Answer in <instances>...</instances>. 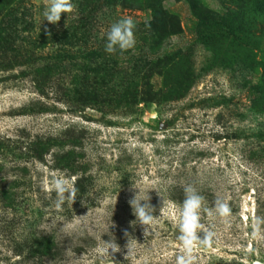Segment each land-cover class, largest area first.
Wrapping results in <instances>:
<instances>
[{"label":"rangeland","instance_id":"rangeland-1","mask_svg":"<svg viewBox=\"0 0 264 264\" xmlns=\"http://www.w3.org/2000/svg\"><path fill=\"white\" fill-rule=\"evenodd\" d=\"M47 2L0 0V38L19 46L0 47V264H174L177 227L156 190L172 201L177 183H194L207 207L221 197L231 209L196 249L198 264L264 259V233L251 237L252 219L264 220V0H119L96 10L71 0L56 24L43 21ZM126 16L135 46L106 53L109 26ZM63 32L75 35V61L63 64L65 81L43 86L37 74L56 47L45 38ZM55 175L80 180L60 208L41 188ZM133 183L151 190L147 233L132 223ZM125 231L136 240L129 256ZM44 235L57 244L52 257L30 253ZM109 239L119 252H108Z\"/></svg>","mask_w":264,"mask_h":264},{"label":"clouds","instance_id":"clouds-1","mask_svg":"<svg viewBox=\"0 0 264 264\" xmlns=\"http://www.w3.org/2000/svg\"><path fill=\"white\" fill-rule=\"evenodd\" d=\"M73 3L71 0H48L44 6L41 15L43 21L56 24L61 19L62 13H70L73 10ZM136 27L135 20L130 17H121L113 22L106 34L104 51L113 54L117 51L124 52L132 49L135 46L136 40L134 29ZM133 187L139 191L129 200L132 213L135 220L132 222L133 226L136 224L142 225L147 233L148 228L154 223L156 215H154L155 208L150 202V191L145 195V190L137 187L133 183ZM43 191H54L55 207L60 208L66 201L74 202L77 197V189L72 184L71 179L65 175H55L49 179H44L41 183ZM156 190V189H152ZM163 198V207L160 212L167 211L172 215L176 227L177 235L175 243L177 245L178 254L175 256L174 264H198L196 249L198 247H208L216 237V221L227 223V218L230 216L231 209L228 203L221 197H217L211 207L205 205V197L201 194L200 189L194 183H187L182 185L183 200L178 204L175 201L165 200L159 190H156ZM202 215L208 218V228L205 230V225L202 222ZM135 222V223H134ZM262 217L257 216L252 219L251 237L259 239L264 233L262 229ZM203 233V236L200 234ZM125 236L128 237L129 249L128 255H131L135 248L133 239L127 231ZM111 249L112 253L119 252L120 245L115 241H107V250ZM112 256V255H111ZM126 256V258H127ZM251 264H264V259H252Z\"/></svg>","mask_w":264,"mask_h":264},{"label":"trees","instance_id":"trees-1","mask_svg":"<svg viewBox=\"0 0 264 264\" xmlns=\"http://www.w3.org/2000/svg\"><path fill=\"white\" fill-rule=\"evenodd\" d=\"M117 1L119 0H93L91 9L96 10L99 8L100 5L114 6L115 4H117ZM120 1L124 3L126 0H120ZM157 10L160 15L168 16L169 12L165 9L163 2L161 1L158 2ZM153 13L154 15L152 16V20L158 19L159 16L155 15L156 12H153ZM72 38H75V35L73 33L70 34L68 32H63L59 34L56 39L50 38V35H47V37L45 38L46 44H49V43L53 44L54 42L56 47L52 46L51 51L47 54L49 56H48V60L46 64L42 67L41 73L37 74L39 78V83L41 85L45 86L49 83L52 84L53 81L55 82L65 81V79L61 76L62 73L64 72L63 64H66V62H69V61H72V62L75 61V51L73 50V47H75V43L73 42L74 40ZM5 40H7V38H3V37L0 38V47H5L6 50L8 49L17 50L18 49L19 46H16L15 44L13 46V43H12L11 48L9 46L10 45L9 43H6V45L4 46L3 41ZM18 57H19V54H17L15 57L12 58L13 64L16 65V64H20L21 62H23L21 61L20 58L18 59ZM75 78L76 77L74 76L73 81ZM73 81H67V82L69 85L72 86L74 84ZM73 145H75V143H73ZM79 181L80 180L77 179V181L75 182V186L78 185ZM180 185L181 184L177 183L171 189L172 195H170L171 196L170 198L172 199V201H175L177 203H179L183 199L182 186ZM34 238L35 239H33L29 245L30 253L34 255L37 252H39L41 256H45V257L54 256V253L57 250V244L53 236L44 235L42 237H38V238L34 237ZM19 249H21V247ZM18 252H22V251L19 250Z\"/></svg>","mask_w":264,"mask_h":264}]
</instances>
